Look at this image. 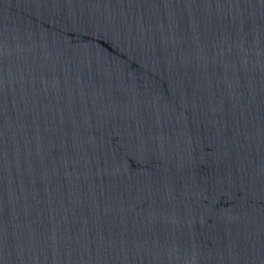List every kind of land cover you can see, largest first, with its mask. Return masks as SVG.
Segmentation results:
<instances>
[{"label": "water", "instance_id": "water-1", "mask_svg": "<svg viewBox=\"0 0 264 264\" xmlns=\"http://www.w3.org/2000/svg\"><path fill=\"white\" fill-rule=\"evenodd\" d=\"M0 264H264V0H0Z\"/></svg>", "mask_w": 264, "mask_h": 264}]
</instances>
